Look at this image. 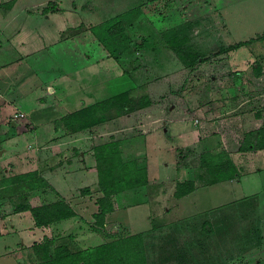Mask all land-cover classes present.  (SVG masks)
Masks as SVG:
<instances>
[{"label": "rangeland", "instance_id": "1", "mask_svg": "<svg viewBox=\"0 0 264 264\" xmlns=\"http://www.w3.org/2000/svg\"><path fill=\"white\" fill-rule=\"evenodd\" d=\"M85 2L93 7L99 18L87 26L98 39L100 37L98 43L100 45L102 43L106 49H102L101 52L110 53L112 58H109V61L117 71H108L107 67L110 64L104 59L87 66L86 70L74 71L72 67L74 61L79 59L87 61L88 56L91 58L95 55L93 49H88L86 38L84 41L76 38L70 41L71 46H77L75 48L86 53L87 57L73 56L72 53H76V49L70 47L64 52L66 55L55 53L56 56H49L50 59L46 61L58 62V65L53 64L56 65L55 69L67 72V77L61 76L66 77L62 78V86L57 82L56 91L70 92L74 97L79 84L84 91L91 90L96 100L110 91L121 89H128L134 94L148 93L152 84L153 105L135 110L127 121L123 119L114 122L116 126L114 123L109 125L110 122L107 121L106 125L84 127L85 130L78 137L81 142L75 146L72 145L75 141L72 139L73 135L62 136L66 133L62 132V129H67L61 119L47 120L45 117L55 114L53 110L60 106L31 110V95L20 102L22 109L4 101L6 96L2 93L6 95L8 93L2 91L5 90L2 79L11 77V74L3 73L0 69V179L4 177L0 181V232H5V229L10 227V222L19 217L22 227H29L31 224L38 226L33 227L40 231V235L42 234L41 238L37 236L40 238L38 241L55 234L57 235L55 242L65 241L71 247H78L130 231H140L152 223V227L140 231L148 250V264L258 262L264 264V191L255 192L257 198L250 203L241 204L237 200L228 207L204 211L195 208L211 202L205 201L206 194L213 195L212 202L226 198V195L214 188L206 191L201 188L198 205L191 204L189 197L184 196L183 208L178 209L171 193L175 177L177 179L194 177L200 170V157L205 150L198 152L189 146H180L178 151L182 154L179 155L177 152L176 155L171 150L173 148L166 146V142L173 144L184 140H178L179 138L175 136L169 137L163 128L156 130L159 134L149 133V139L158 142L155 149H148V152L152 158L161 162L158 164L160 168L157 172L165 170L164 172L171 174V177L165 178L161 183H147L143 186L136 184L133 186L134 190L141 189L142 192H136V197L134 196L132 200L119 202L116 199L115 202L111 194V209L105 211L101 225L95 223L93 215L99 210V195L93 190H87L85 192L90 193H86L82 199L81 195L84 193V190H81L82 186L75 191L79 193L75 194L79 199H73L71 202L67 200L74 208L75 214L66 216L70 218V224L66 225L67 229L62 232L54 233L52 222L35 224L29 209L13 212L7 176L30 169H35L42 175L43 167L63 163L70 155L77 159L79 147L88 150L95 143L109 139H116L120 143H130L137 139L136 144L149 130L147 126L149 121L145 119L144 126H140L141 120L143 121L142 115L162 112L158 109L159 104H155L157 101L165 103L164 111L159 114L160 122L163 119L166 123H172L173 119L180 121L185 114V129L193 133V123L199 124L203 119H209L210 122L217 119V126L212 122L214 128L227 131L230 136L239 140L247 129L257 127L256 123L261 121L253 118L256 114L264 116V0H85ZM46 7H51L50 0ZM107 25L116 29L110 32L106 28ZM76 28L79 30L80 25ZM73 34L74 32L71 35ZM238 40L243 42L237 46L233 45ZM94 45L93 43L90 47ZM173 46L186 59L185 62L176 55ZM192 54L198 57L189 62ZM43 73L46 92H54V88L49 85H53L56 78H49L50 70ZM108 74L115 78H111L106 88L95 91L93 87L102 85L104 78L108 80ZM13 80L17 82L16 79L12 78V82ZM46 92L41 93L46 95ZM43 94H39L40 97ZM171 101L176 102V105L171 106ZM17 111L22 113L15 114ZM189 132H186L187 136ZM216 150L218 148L211 149ZM140 154H143L141 150ZM228 154L232 157L230 152ZM175 155L177 174L172 176L175 164L169 162L168 166L163 167L161 160L171 161ZM138 158L141 160L139 155ZM152 175H155V172L152 171ZM239 175L240 170L234 177ZM246 177H249L250 181H245ZM242 179L244 189L251 188L252 184L256 183L254 175ZM18 180L15 183L18 184ZM54 189L48 185L31 187L27 198L31 204L51 200L58 196ZM147 196L153 199L150 200L153 205L150 204L149 210L142 204L125 205L127 202L138 201ZM232 200L224 201L221 206ZM210 219L211 223L208 221ZM42 225L47 228H43ZM41 230L50 232L51 235L42 233ZM87 233L89 234L83 236L82 241L80 235ZM4 238L0 236V246ZM17 240L18 238L7 252L0 250V264L30 263L36 259L33 253L29 254L27 250L32 249L29 247L32 244L24 246L21 243L19 248ZM30 240H26L28 244ZM165 243L175 245L177 249L175 256L171 254L167 256L166 248H170Z\"/></svg>", "mask_w": 264, "mask_h": 264}, {"label": "crops", "instance_id": "2", "mask_svg": "<svg viewBox=\"0 0 264 264\" xmlns=\"http://www.w3.org/2000/svg\"><path fill=\"white\" fill-rule=\"evenodd\" d=\"M50 1L52 7L44 10L43 7L47 5L48 0H12L11 2L10 0H0V69L1 71L3 70V73H10L11 77L17 80V82L15 80H13L14 82H12V78L10 76L6 77V79H2V81H4V84H2V86L5 89L2 91L8 93V95L4 94V92L2 93V95L6 96V99L3 98L6 103H9L11 106L15 104L19 109H22L20 107V102L25 101L27 96L31 95V110L33 108H37L39 110L47 106H51L52 108L60 106L56 110H53L55 111V114L53 113L45 116L47 120H58L63 113L78 108L84 104L90 103L94 101V98L91 94V90L86 89V91H84L85 89H81L82 86L79 84L77 85V90L74 97H72L70 92L61 90L60 92L56 91L57 88L55 89V86L57 85V82H59L60 86H62L61 81L63 79H66L67 72L55 69V66L58 65V62L46 63L48 58L50 59L51 56H56L55 53H61L60 55H63V53L70 47L76 49V53H72L73 56L82 55L83 57H87L85 56L87 55L86 53H83V51H80V49L78 50V48H75L77 46L72 47L70 43V41H73L76 38L77 40L82 41H84L86 38L85 42L87 43L88 49H93L95 55L91 57L92 59L88 56L87 61H85V59L81 61H79V59L76 62L74 61L72 65L74 71L81 72L83 69L86 70L87 66L103 59L108 60L110 64L107 67L108 71H117V68L113 66V64H111V61H109V58H112L110 53L101 52L102 49H106H104L102 43L101 45L98 43L100 37L98 39V37H96L88 27V23H95L99 19L97 12L93 10V7L91 8V5L85 2V0ZM83 24L86 26H83ZM78 25H80V31L76 28V26ZM70 26L71 28H69ZM72 32H74L73 35H71ZM93 43L95 44L94 47H90L91 45H93ZM64 54L66 55L67 53ZM55 63L57 64L53 65ZM8 66H10V68H8ZM47 70H50L51 72V76L49 78H56L55 83L53 85H49L54 88V92H46L45 90L43 72H46ZM63 75H66V77H61ZM111 78L115 77L108 74V80L104 78L105 81L101 83L102 85L93 87V89L96 91L102 88H106L107 84L110 83ZM150 86L151 87H149L148 89V94L151 98V102L149 104L135 108L132 110V112L118 114L93 125H106L107 121L110 122L109 125H112L114 122L123 119L127 121L128 117L132 116L131 114H133L135 110H141L142 108L152 106L153 97L151 96V94L154 85L150 84ZM41 92H46V95ZM114 92L110 91L107 95ZM39 94H43L42 97H40ZM107 95L105 94V96ZM100 97H98V99ZM155 104H159L158 109H161L162 112L164 111L165 108L163 107H165V103L163 104L161 101H157L155 102ZM171 104V106H175L176 102H172ZM24 111L27 112V110ZM162 112H149L146 114V116L145 114L142 115L143 121L141 120L140 126H144L145 120L147 122L149 121L147 123L149 130L145 132L144 137L141 138L138 143L135 144L137 139H133L130 143L119 142L120 153L123 159H132L137 166H143L146 168V181L138 185L143 186V184L155 182L161 183L163 180H165V178L171 177V174L169 175L168 173L164 172L165 170H163L162 172L160 171L159 173L157 172V170L160 168L158 164H161V162L152 158L151 154L148 152V149H155L154 147H156L158 142L155 139L150 140L149 133L155 132V134H159V132H156V130L158 128H163L162 130H164V132L169 137L175 136L179 138L178 140H184L178 141L179 143L174 142L173 144H171L169 141L166 142V146L173 148L171 150L176 153V155H178V147L180 148V146H189L194 151L198 152L207 149L214 150L217 148H222L231 153L232 160L240 170L239 177H225L213 182L198 183L193 189L179 196H175L172 191L171 193L173 194V199H175V204L178 209L183 208L182 202L184 196L189 197L188 200L191 204L198 205V203H200L198 197H200L199 190L201 188H204L205 191L209 189L213 190L214 188L219 190L220 193L226 195V198H222L215 202H212L213 195L206 194L205 201L211 202L206 203L204 206H201L199 208H195V210L204 209V211H212L214 209L217 210L224 208V206L228 207L232 203L234 204V202L237 200L241 203V199L244 198L247 199V201H245L244 203L252 202L253 199L256 200L257 198V193L255 192L260 190L264 191V146L240 149L239 139H234V137L232 135L230 136L227 131L219 130L217 127L214 128L213 123L215 126H217V119H213V123L210 122L211 120L209 119H203L199 124L193 123V133H190L185 129V114H183V117L180 120L181 122L183 121V123H180V121H177L175 119H173L174 121L172 123H166L164 119L160 122L159 114H161ZM257 116L258 115L256 114V117L254 116L253 118H257L258 120L261 119V121L259 123H256L255 126L262 125L264 123V116ZM33 117L30 118L33 119ZM179 123L181 125H179ZM114 126H116L115 123ZM83 130L85 129H62V132H66L62 134V136L68 137L70 135H73L72 139H75V141L72 142V145L77 146L81 142L78 137L80 134H82L81 132H83ZM186 132H189V136L186 135ZM162 136L164 137V135ZM140 150L143 154H140ZM78 153L79 157L77 159H74L72 157L74 155H70V157H68L63 163H59L54 166L50 165L48 167H43L42 169V175L69 202H71L73 199H79L77 195L75 196V194L79 193H75V191H77L76 189L80 186L87 185L89 187V190H93L96 195L101 194V191L97 187V171L95 167V159L92 148L87 150L85 149V147H79ZM181 154L182 153L179 152V155ZM138 155L140 156L141 160H139ZM176 155L172 158L171 161H167L165 159L161 160L163 167L168 166L169 162L173 165L175 164V169L172 176H176L177 174L175 163ZM152 171L155 172V175H152ZM250 175H254L256 177V183L252 184L251 188L248 187L244 189V182H242V178ZM54 176L56 179L54 178ZM175 178L176 179L173 182V187L175 181L180 179H177V177ZM247 180L250 181L249 177L245 178V181ZM140 191L141 189L134 190L133 186H129L112 193V198L115 202L116 199H118L119 202L126 199L132 200L136 197V192ZM86 193L89 194L90 192L82 193V199L85 198L84 196ZM251 193H253V195H251ZM208 196L210 197L207 198ZM230 199L233 200L230 203H225L221 206L224 201ZM150 200L153 201L152 198L149 199V196H147L144 199L142 198L138 201L127 202L125 205L134 206L142 204L145 206L146 210H149L151 207L150 204H152ZM117 204L119 205V203ZM14 217L16 216L14 215ZM69 220L70 218L63 217L53 221L51 225L54 226V233H57L59 231L62 232L67 229L66 225L70 224ZM152 226L153 225L151 223L143 230L140 229V231L143 232L144 230ZM33 227L36 228L38 226L31 224L29 225V227H22L19 222V217H16V219L10 222V227L6 228L5 232H0V236L5 237L2 240L3 242L0 246L1 252H7L8 249L12 248L14 246V242L16 243L17 238V244L19 248L21 246V243L24 246H29L32 243L37 242L42 237V234L40 235V231H37ZM42 227L47 228V226L44 225H42ZM6 232L8 233V235ZM41 232L47 235H51L50 232L44 230H41ZM88 234L89 233L81 234L79 238L84 241L83 236ZM37 236L40 238H38ZM51 237H54L55 239L57 235L53 234ZM28 238L31 239L29 241L30 244H28V242L26 241L29 240ZM91 238L93 239V237ZM57 239L61 240L63 238ZM89 243H86L82 246L88 245ZM27 250H29V254L33 253V256L36 257L32 249ZM18 252L19 249L17 253Z\"/></svg>", "mask_w": 264, "mask_h": 264}, {"label": "trees", "instance_id": "3", "mask_svg": "<svg viewBox=\"0 0 264 264\" xmlns=\"http://www.w3.org/2000/svg\"><path fill=\"white\" fill-rule=\"evenodd\" d=\"M46 6L43 7L44 10L52 7V5L51 7ZM106 28L110 32L116 29L110 25H107ZM241 42L243 41L238 40L233 45L237 46ZM172 48L176 55L185 62L186 59L176 50L175 46ZM190 56L189 62L198 57L195 54ZM150 102L151 98L148 93L134 94L128 89H121L67 111L60 116V119L67 130H76L89 127L115 115L130 112ZM262 146H264V123L247 129L239 144L240 149ZM92 150L97 171V187L101 191L98 197L99 210L95 211L93 215L95 223L101 225L105 211L111 209V194L145 182L146 168L137 166L132 159H123L119 142L116 139L95 143ZM238 174L239 169L226 150L222 148L216 151L205 150L201 153L200 170L194 177L176 180L173 194L179 196L193 189L198 183L213 182ZM7 179L10 185L8 192H10L13 211L29 209L35 224H48L59 218L75 214L74 208L64 196L35 169L10 174ZM17 179H19L18 184L15 183ZM40 185L50 186L58 196L51 200L31 204L27 198L28 190ZM81 190L85 192L89 190V187L82 186ZM241 200L243 203L247 201L246 198ZM242 202L241 204H243ZM208 221L211 223L212 219ZM207 224L209 225V223ZM145 243L140 231L127 232L94 244L78 247H71L65 241L55 242L54 237H43L42 240L32 243L36 259L30 263L21 262L20 264H148V250ZM165 244L170 248H166L167 256L169 257L168 254L175 256L177 254L175 245Z\"/></svg>", "mask_w": 264, "mask_h": 264}, {"label": "built area", "instance_id": "4", "mask_svg": "<svg viewBox=\"0 0 264 264\" xmlns=\"http://www.w3.org/2000/svg\"><path fill=\"white\" fill-rule=\"evenodd\" d=\"M17 113H22L21 111H17L15 114H17ZM194 120H197L196 118H194Z\"/></svg>", "mask_w": 264, "mask_h": 264}]
</instances>
